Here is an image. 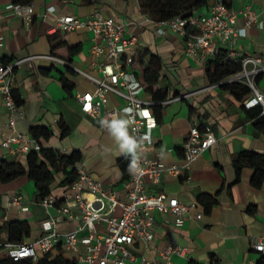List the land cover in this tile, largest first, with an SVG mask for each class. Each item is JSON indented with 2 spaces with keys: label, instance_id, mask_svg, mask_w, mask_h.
Here are the masks:
<instances>
[{
  "label": "crops",
  "instance_id": "crops-1",
  "mask_svg": "<svg viewBox=\"0 0 264 264\" xmlns=\"http://www.w3.org/2000/svg\"><path fill=\"white\" fill-rule=\"evenodd\" d=\"M9 2L0 0V56L6 61H20L12 75L15 94L22 100L23 115L17 117V128L32 136V126H47L51 134L47 138L39 137L42 146L64 153L80 151L78 165L116 190L121 199H127L125 182L132 173L130 160L135 148L116 129L102 128L98 118L82 111L77 93L95 89L84 72L99 74L93 64L91 32L81 28L49 34L47 28L56 15L72 13L84 17L100 8L106 16L125 17L131 22L127 34L138 35L137 52L149 49L160 56L155 87L166 93L165 99L172 100L152 106L158 121L153 129L155 143L146 150V155L159 157L164 166L182 163L183 143L194 122L207 121L217 136V141L195 159L188 178L163 172L158 183L148 181L149 193L163 190L170 197L195 205L184 214L180 224L172 213L155 211V237L149 248L145 249L138 239L132 251L154 257L166 245L176 243L188 250L186 255L173 254L169 264H207L210 260L220 264H258L262 253L252 248L251 241L264 233V179L261 185H254L251 181L254 166L239 167L236 163L245 150L264 154V132L255 125L253 111L243 102L252 95L251 90L239 98L229 88L211 83L206 61L186 55L178 34H159L139 0H33L30 4L35 18L29 27L14 9L7 7ZM212 2L198 10L208 11ZM248 4L259 19H264V0H230V8L237 13L238 27L245 25L243 9ZM48 5H55L56 12L43 19L41 13ZM219 47L234 49L238 55L264 53V28L249 26L233 45L224 42ZM51 54L67 63L47 56ZM149 62V54L145 55L143 64L136 60L134 69L139 76L144 64ZM64 78L71 84L69 89L64 87ZM255 81L264 92V72L256 75ZM142 96L153 101L165 100H156L146 88ZM124 104L123 98L109 95V108ZM120 121L124 133L128 130L125 115H120ZM7 124V108L0 94V160H16L25 165L27 153L11 154L1 146ZM121 160H129L126 168ZM61 179L59 172L51 185V193L59 202L71 188L61 185ZM16 193H22L28 200L27 211L10 204ZM121 212L117 207L115 213ZM196 213H201V217L197 218ZM14 219L27 220L30 224V234L22 241L34 242L43 231L44 212L37 198V187L26 174L9 182L0 180V239L9 238L4 224ZM73 226V222L65 221L58 229L66 232ZM62 252L78 261L84 246L80 244L79 250L74 251L62 245ZM41 255L43 252L38 249L34 259Z\"/></svg>",
  "mask_w": 264,
  "mask_h": 264
},
{
  "label": "built area",
  "instance_id": "built-area-1",
  "mask_svg": "<svg viewBox=\"0 0 264 264\" xmlns=\"http://www.w3.org/2000/svg\"><path fill=\"white\" fill-rule=\"evenodd\" d=\"M7 7L14 9L28 27L35 18L30 3L11 0ZM54 12L55 5H48L41 16L47 19ZM243 14L246 18L245 25L238 27L237 13L224 0H213L208 11L194 8L185 17L148 19L154 23L159 34H178L183 40L186 55L206 61L214 56L220 43L228 42L233 45L238 36L245 34L247 27L254 25L264 28V19H259L257 12L249 4L243 9ZM130 23L125 17L106 16L98 8L84 17L72 13L56 15L47 28L49 34L81 28L91 32V51L95 56L93 64L99 74L84 72L94 83L95 89L77 93V97L82 111L98 118L104 129H114L113 125L120 121L121 114L127 118L128 130L123 137L136 151L130 160L132 173L125 182L127 199H121L116 190L93 178L83 166L77 165L78 177L65 193L62 202L53 193L39 200L44 212L43 231L34 242L0 239V251L6 252L15 260L34 258L38 249L45 253L57 243L74 251L79 250L82 244L84 252L78 256V264H169L173 254L187 253L186 246L176 243L166 245L154 257H149L145 252L136 254L132 251V245L138 239L145 249L149 248L155 237V211L172 213L175 221L180 224L184 214L195 205L193 202L170 197L163 190L156 194L149 193L147 183H158L163 172L175 176L186 175L188 178V171L195 159L217 141V136L207 121H198L190 126L183 143L182 163L164 166L159 157L145 154L155 143L153 129L158 119L152 109L156 102L142 96L145 85L134 69L139 38L135 32L127 34L126 28ZM229 55L241 58V68L222 82L246 83L252 95L244 99V105H259L264 114V92L255 81L256 75L264 72V53L238 55L234 49H229ZM47 56L67 63L56 55ZM19 62L4 61L0 56V94L8 113L7 132L1 146L11 154L28 153L32 149L39 150L42 146L36 137L26 135L17 128V117L22 116L23 111L14 96L12 75ZM111 93L123 98L125 104L109 108ZM171 100L165 99L160 103ZM95 201H100L101 205L94 206ZM10 204L22 211L29 209L28 200L22 193L13 195ZM117 207L122 210L120 214L115 213ZM196 217H201V213H196ZM65 221L73 222L74 226L61 232L58 226ZM99 225L105 227V230H100ZM251 246L264 253V233L253 237ZM207 264L220 262L210 260Z\"/></svg>",
  "mask_w": 264,
  "mask_h": 264
},
{
  "label": "trees",
  "instance_id": "trees-1",
  "mask_svg": "<svg viewBox=\"0 0 264 264\" xmlns=\"http://www.w3.org/2000/svg\"><path fill=\"white\" fill-rule=\"evenodd\" d=\"M21 3H31L33 0H13ZM141 8L144 12L155 20L169 19L175 16H188L192 13L194 8L207 5L212 0H139ZM230 7V0H224ZM149 54L150 62L144 64L142 74L139 76L148 92L154 94L156 100H163L166 98V93L161 88H156L158 82V68L159 55L150 52L149 49L137 52L136 60L143 64L145 55ZM3 59V58H2ZM6 61L5 59H3ZM241 68V58L231 57L229 50L219 47L214 56L206 60V73L211 83H220L222 87L229 88L234 95L241 97V95L249 92L250 87L241 81L222 82L224 79L232 74L237 73ZM64 87L70 88V82L64 78ZM14 89V88H13ZM14 96L18 105L22 103L21 98L15 94ZM156 105H161V101H155ZM253 111L256 118L255 125L264 132V114L261 113V107L255 105L247 107ZM64 133L67 128L63 125ZM51 130L44 125L32 126V136L39 140L40 136L49 137ZM81 159V153L74 150L71 153H64L54 147L41 146L39 150L32 149L26 154L25 165L19 161H9L6 159L0 160V180L9 182L26 174L33 179L37 187V198L40 200L44 196L52 192L51 185L56 179V174L61 172V185L67 187L71 186L77 179V165ZM129 160H121L124 168L128 165ZM237 165L241 167L243 164H251L254 166V173L252 176V183L256 186L261 185L264 179V154L256 151L245 150L241 152L236 161ZM9 232L8 240L20 242L24 236L30 234V224L27 220L14 219L4 224ZM0 264H78L76 258H67L62 252L61 243L56 244L50 251L43 253V255L32 258L25 257L15 260L6 252L0 251ZM258 264H264V253H262Z\"/></svg>",
  "mask_w": 264,
  "mask_h": 264
},
{
  "label": "clouds",
  "instance_id": "clouds-1",
  "mask_svg": "<svg viewBox=\"0 0 264 264\" xmlns=\"http://www.w3.org/2000/svg\"><path fill=\"white\" fill-rule=\"evenodd\" d=\"M113 128L116 129L117 131V134L122 136V128H123V122L120 121V122H116L114 125H113ZM124 134V133H123Z\"/></svg>",
  "mask_w": 264,
  "mask_h": 264
},
{
  "label": "water",
  "instance_id": "water-1",
  "mask_svg": "<svg viewBox=\"0 0 264 264\" xmlns=\"http://www.w3.org/2000/svg\"><path fill=\"white\" fill-rule=\"evenodd\" d=\"M100 205H101V202L100 201H95L94 202V206L99 207Z\"/></svg>",
  "mask_w": 264,
  "mask_h": 264
},
{
  "label": "snow or ice",
  "instance_id": "snow-or-ice-1",
  "mask_svg": "<svg viewBox=\"0 0 264 264\" xmlns=\"http://www.w3.org/2000/svg\"><path fill=\"white\" fill-rule=\"evenodd\" d=\"M122 135H123V133H122Z\"/></svg>",
  "mask_w": 264,
  "mask_h": 264
}]
</instances>
